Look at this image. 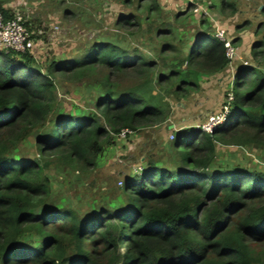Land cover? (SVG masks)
<instances>
[{"label": "trees", "instance_id": "16d2710c", "mask_svg": "<svg viewBox=\"0 0 264 264\" xmlns=\"http://www.w3.org/2000/svg\"><path fill=\"white\" fill-rule=\"evenodd\" d=\"M219 2L221 12L236 11L232 0ZM4 3L0 11L9 18L13 11ZM147 9L160 11L157 0ZM132 18L115 25L123 28ZM193 31L191 44L180 46L181 39L168 42L169 26L157 29L164 40L160 62L109 36L45 68L28 50L0 51V264H264V174L214 166L218 146L264 147V73L253 66L237 67L224 121L211 132L175 130L169 163L146 160L115 192L121 203L84 214L47 205L45 169L94 168L122 130L164 122L167 96L179 100L202 76L229 66L210 23L200 21ZM252 55L264 57V49ZM57 77L92 81L99 91L94 108L57 116ZM30 135L38 157L14 156Z\"/></svg>", "mask_w": 264, "mask_h": 264}, {"label": "rangeland", "instance_id": "374dc122", "mask_svg": "<svg viewBox=\"0 0 264 264\" xmlns=\"http://www.w3.org/2000/svg\"><path fill=\"white\" fill-rule=\"evenodd\" d=\"M91 1L22 0V2H27V7L22 8L24 5L21 0H18V8L22 10L25 20L28 21L30 32H32L27 42L29 41V48L40 66L45 68L51 61L79 56L95 44L97 34L108 32L123 35L124 38H119L124 40L123 43L130 51L136 48L134 50H138L150 60L160 62L158 50L164 40L159 39L153 47L147 41H144L142 46L138 44L137 47H133L131 40L135 38L129 36L128 33H137L136 30L113 31L111 26L110 29L95 28L92 30L91 22L84 23L82 21L84 13L81 11L82 9L85 11L87 2L90 10H102V6H109V0H97L95 4ZM232 2L236 8L233 14H230L229 8L221 12L219 0H194V4L186 7L189 9L188 16H195V21L211 22L210 32L212 34L219 27L224 38L230 42L236 40L231 45L234 55L230 59L229 66L220 73L202 76L198 82L199 85L179 100L167 96L166 100L169 102L170 109L164 122L141 128L136 132L129 131L121 136L118 135L114 138L113 144L104 148L94 168L80 172L67 166L54 164L45 169V174L50 181L48 206L69 208L79 214H84L109 201L115 205L121 203L122 198L120 196L115 198V192L128 176L138 173L137 171L146 160L153 159L161 164L169 163L168 145L175 130L192 127L203 130L210 118L222 114L227 94L231 93L233 76L237 67L240 65L253 66L264 72V57L252 55V50L264 49V0H232ZM181 7L184 9V4ZM171 10L168 12L160 10L156 13L155 16L161 17L157 18V24L151 26V33L155 34L159 28L161 31H168V16H175L177 13L175 9ZM104 12L108 11L102 10V16L106 14ZM109 12L115 18L114 13L111 10ZM76 17H79L81 21L75 22ZM135 18L138 21L143 18L140 11L137 12ZM153 22L154 20L151 24ZM75 23H79L81 28L76 27ZM110 25H113V21ZM173 25L182 27V31H179V28L177 32L182 40L188 43L191 37V35H188L187 39L185 37L188 24L173 23ZM197 26L196 23L193 30ZM189 34H193L192 31ZM150 38L154 39L153 36ZM183 47L185 52L189 49L187 45ZM55 82L56 106L61 109L57 110V116L79 115L81 112H88L94 108L95 97L99 91L96 86L92 85V81L82 80L75 83L57 77ZM33 137L34 135H30L19 148H16L13 151L14 156L30 159L34 156L38 157L33 147ZM214 166H239L264 174V147L218 146Z\"/></svg>", "mask_w": 264, "mask_h": 264}, {"label": "crops", "instance_id": "0c3cea01", "mask_svg": "<svg viewBox=\"0 0 264 264\" xmlns=\"http://www.w3.org/2000/svg\"><path fill=\"white\" fill-rule=\"evenodd\" d=\"M5 3L3 4L4 8H11V4H16L17 1L12 2L11 0L7 2V0H3ZM95 1L97 0H92V3H96ZM151 1V0H109L108 5L109 6H102V10L103 11H108V12H104L106 14H104V16H102L101 14V9L100 10H90V5L87 2L85 5V11H83L82 9V13H84L83 19L82 21L84 23H88L91 22V29L95 30V28H97L98 30L100 29H110L111 26V30H115L117 31L118 29H123V30H136L138 31L137 33H128L129 36H133L135 38V40H131V43L133 45V47H137L136 45L140 44L141 46L147 41L148 43H150L149 45L151 47L155 46V44L157 43L156 41H159V39L156 38V33L153 34L151 33V26L153 24H157V18H147V16H155V12L156 11H149L147 9V3ZM158 5L160 6V10L163 11H172L171 9H175V11L177 13L175 14H181L184 12H187L186 14L182 15V16H177V19H174V16H168V26L171 29V33L173 34V38L168 39V42L176 45L175 42L178 43L179 39H181V45L182 46V38L181 36L178 34V29L179 31H182V27H176L175 25H173V23L176 24H188L187 25V29L185 31V37L187 39L188 34V30L190 29V27L192 28L191 31H193V27L195 26V24H198V21H195V16L190 15L188 16V10L186 9V7L188 5H192L194 4V0H157ZM185 6V8L183 9L181 7V5ZM24 6H22V8H26L27 7V2H23ZM180 6L177 10L176 8ZM139 9V10H137ZM109 10H111V12L114 13L115 18H113L111 16V13L109 12ZM140 11L141 14L143 15V18L138 21L137 18H135L137 16V12ZM109 13V14H107ZM126 17H133L132 18V24H128L125 27H120L119 25H115L116 21L118 20H122V19H126ZM79 19V20H78ZM154 20V22L151 24V21ZM80 18L76 17L75 18V22H80ZM111 21H113V25H110ZM136 21L138 22V24L136 23ZM206 21V20H204ZM208 23H210V27L212 26L211 22L207 21ZM96 23V24H95ZM77 23H75L74 25L76 27L81 28V25H79V23L76 25ZM86 27V24H85ZM217 27V26H216ZM197 29V28H196ZM217 29H219V27H217ZM216 29V30H217ZM161 30V29H160ZM215 30V31H216ZM194 33V31H193ZM127 34V33H126ZM100 35V36H99ZM194 35V34H193ZM192 35V36H193ZM210 36H214V34L209 33ZM107 36L112 37L110 38H106ZM153 36L154 39L152 40L150 37ZM195 36V35H194ZM194 36L191 37V40L194 39ZM96 40L97 41H103L105 38L106 40H110L114 43H116L117 45H119L122 48H126L127 46H125L126 44L123 43L124 40H120L119 37H123V35H119L117 34H110L109 32L107 34H97ZM145 41V42H144ZM190 41V40H189ZM188 44H191V41ZM136 49V48H134ZM182 50H184V47L181 48ZM142 51H147V50H142ZM151 51V50H150ZM185 51V50H184ZM37 59V58H36ZM262 70V69H261ZM263 72V70H262ZM264 73V72H263Z\"/></svg>", "mask_w": 264, "mask_h": 264}, {"label": "built area", "instance_id": "2783aa9c", "mask_svg": "<svg viewBox=\"0 0 264 264\" xmlns=\"http://www.w3.org/2000/svg\"><path fill=\"white\" fill-rule=\"evenodd\" d=\"M21 3L23 4L22 0ZM18 5V0L16 4H11L13 16L9 18H5L0 11V51L11 50L24 53L26 50H28L34 57H36L33 54L32 50L29 48V41L27 42L32 32H30L29 27L25 25L26 20L22 14V10L18 8ZM214 36L223 42L225 47V56L230 61V59L234 55V49L231 46L232 43L223 37V32L220 29H217L214 32ZM231 101L232 94L230 93L227 94L226 104L222 108V114H217L215 117L210 118L209 122L203 128L204 131L211 132L214 128H216L224 121ZM129 131L130 130L124 129L118 135L121 136V134H125V132ZM140 171L141 168L137 172Z\"/></svg>", "mask_w": 264, "mask_h": 264}]
</instances>
